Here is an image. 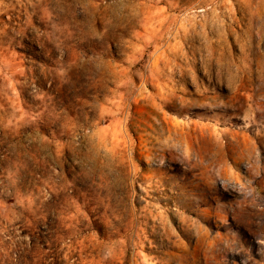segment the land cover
<instances>
[{
	"label": "rangeland",
	"instance_id": "obj_1",
	"mask_svg": "<svg viewBox=\"0 0 264 264\" xmlns=\"http://www.w3.org/2000/svg\"><path fill=\"white\" fill-rule=\"evenodd\" d=\"M0 264H264V0H0Z\"/></svg>",
	"mask_w": 264,
	"mask_h": 264
}]
</instances>
